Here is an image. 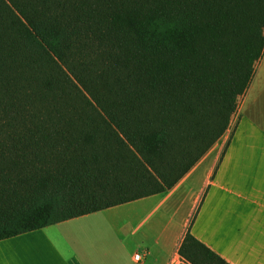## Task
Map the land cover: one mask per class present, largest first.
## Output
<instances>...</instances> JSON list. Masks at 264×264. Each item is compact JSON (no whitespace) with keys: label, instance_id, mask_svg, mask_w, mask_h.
I'll use <instances>...</instances> for the list:
<instances>
[{"label":"trees","instance_id":"trees-1","mask_svg":"<svg viewBox=\"0 0 264 264\" xmlns=\"http://www.w3.org/2000/svg\"><path fill=\"white\" fill-rule=\"evenodd\" d=\"M263 49L264 0H0V241L171 190Z\"/></svg>","mask_w":264,"mask_h":264},{"label":"crops","instance_id":"crops-1","mask_svg":"<svg viewBox=\"0 0 264 264\" xmlns=\"http://www.w3.org/2000/svg\"><path fill=\"white\" fill-rule=\"evenodd\" d=\"M187 230L227 264H264V49L225 133L171 190L2 240L0 264H191Z\"/></svg>","mask_w":264,"mask_h":264},{"label":"built area","instance_id":"built-area-1","mask_svg":"<svg viewBox=\"0 0 264 264\" xmlns=\"http://www.w3.org/2000/svg\"><path fill=\"white\" fill-rule=\"evenodd\" d=\"M133 259H134L135 261H138V260H139V255H138V254H135L134 257H133Z\"/></svg>","mask_w":264,"mask_h":264}]
</instances>
